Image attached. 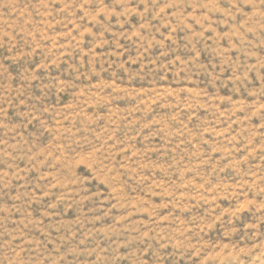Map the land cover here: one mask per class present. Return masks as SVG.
Returning <instances> with one entry per match:
<instances>
[{
    "label": "rangeland",
    "instance_id": "obj_1",
    "mask_svg": "<svg viewBox=\"0 0 264 264\" xmlns=\"http://www.w3.org/2000/svg\"><path fill=\"white\" fill-rule=\"evenodd\" d=\"M0 264H264V0H0Z\"/></svg>",
    "mask_w": 264,
    "mask_h": 264
}]
</instances>
